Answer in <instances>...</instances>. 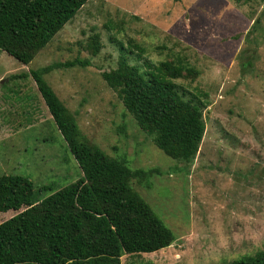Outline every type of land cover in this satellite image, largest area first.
<instances>
[{
  "label": "rangeland",
  "instance_id": "1",
  "mask_svg": "<svg viewBox=\"0 0 264 264\" xmlns=\"http://www.w3.org/2000/svg\"><path fill=\"white\" fill-rule=\"evenodd\" d=\"M93 36L96 55L87 50ZM121 55L143 74L164 61L195 71L172 81L202 112L193 159L159 150L102 79ZM76 58L89 65L44 80L88 142L145 172L131 186L175 236L169 247L124 255L121 264H227L263 250L264 1L88 0L28 65L0 51V177L17 176L15 186L27 190L22 201H8L15 188L0 184V223L47 197L44 187L81 175L34 81L12 78Z\"/></svg>",
  "mask_w": 264,
  "mask_h": 264
},
{
  "label": "trees",
  "instance_id": "2",
  "mask_svg": "<svg viewBox=\"0 0 264 264\" xmlns=\"http://www.w3.org/2000/svg\"><path fill=\"white\" fill-rule=\"evenodd\" d=\"M87 1L0 0V51L28 65ZM132 48L143 53L135 45ZM99 49V38L93 36L87 50L96 55ZM88 65L76 58L12 76L34 81L81 175L57 190L44 187L51 190L47 197L28 203L0 223V264H121L124 255L154 253L175 241L172 231L131 186L133 179L142 181L145 172L131 170L88 142L43 78L55 69ZM195 75L193 69L171 61L148 66L143 74L121 55L117 69L102 73V79L159 150L171 159L190 161L205 124L200 108L182 99L172 81ZM15 177H0V184L8 181L15 188L8 201L27 198L25 187L15 186ZM227 264H264V249Z\"/></svg>",
  "mask_w": 264,
  "mask_h": 264
},
{
  "label": "crops",
  "instance_id": "3",
  "mask_svg": "<svg viewBox=\"0 0 264 264\" xmlns=\"http://www.w3.org/2000/svg\"><path fill=\"white\" fill-rule=\"evenodd\" d=\"M30 78H31V77H30ZM31 80H32V79H31ZM32 81H33V80H32ZM34 85H35V83H34ZM35 87H36V85H35ZM31 121H32V120H30V121L28 122V125H29V126H31V125H30Z\"/></svg>",
  "mask_w": 264,
  "mask_h": 264
}]
</instances>
